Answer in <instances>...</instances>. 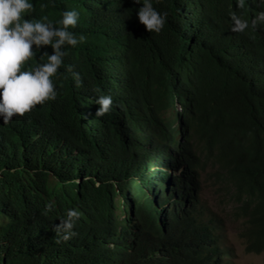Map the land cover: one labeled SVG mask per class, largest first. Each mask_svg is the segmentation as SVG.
<instances>
[{"label":"trees","instance_id":"obj_1","mask_svg":"<svg viewBox=\"0 0 264 264\" xmlns=\"http://www.w3.org/2000/svg\"><path fill=\"white\" fill-rule=\"evenodd\" d=\"M29 2L34 11L24 19L54 25L77 11L69 30L87 39L65 46L54 101L0 122V264H234L226 216L201 198L202 173L217 197L233 200L229 222L241 220L244 251L263 253L264 37L231 31L237 0H151L168 13L159 34L138 20L144 0H120L112 16L102 0ZM243 9L251 25L264 6ZM256 30L264 35V25ZM109 67L129 80L104 86L100 70ZM100 95L112 97L113 109L96 117ZM37 122L46 130L34 138ZM67 129L83 138L79 156ZM109 168L143 174L121 230L107 216L104 178L93 183ZM69 209L82 216L64 242L53 228Z\"/></svg>","mask_w":264,"mask_h":264},{"label":"clouds","instance_id":"obj_2","mask_svg":"<svg viewBox=\"0 0 264 264\" xmlns=\"http://www.w3.org/2000/svg\"><path fill=\"white\" fill-rule=\"evenodd\" d=\"M133 1L140 3V0ZM250 1L256 2L259 7L264 6V0H237L239 13L230 12L231 31L239 33L247 40L258 38L263 41L264 35L257 31L256 27L264 25V11L252 18L251 25L242 18L245 2ZM119 5L120 0H102L99 8L105 14L112 16L118 11ZM137 10L139 22L149 33L159 34L163 30L167 22V12H158L151 0H144L142 7ZM31 11H34V5L29 0H0V122L4 124H8L14 117H24L37 105H43L46 101H54L57 98L58 93L52 77H58V70L63 66L64 57L67 55L65 46L76 47L87 39L85 35L78 36L69 30L70 27L75 28L78 25L77 11H65L63 19L56 25L51 21L44 23L40 20L24 19L22 14ZM43 19L47 20V17ZM36 52L41 53L39 57L41 63L32 70L22 71L25 63L33 59ZM68 70L72 71L77 86H82L81 74L73 71L72 66H69ZM100 75L104 80V86L115 81L129 80V75L120 72L117 67L102 68ZM95 103L98 104L96 117H103L112 111L114 102L110 95H100ZM175 106L180 110L179 104L176 103ZM43 130H46L45 125L37 122L36 129L32 130L36 132L34 138L40 136ZM32 131H29L30 136ZM53 139L56 138L52 135L51 140ZM65 141L71 154L79 156L83 150L82 136L75 130L67 129ZM142 177L143 174L136 171L109 168L104 169L93 179V183L98 185L104 178L107 216L118 230H121L128 218L126 202L134 197L135 189ZM79 179L81 180L82 177L75 181L79 183ZM53 208L52 203L46 205L47 211ZM81 216L79 210L69 209L66 218H61L53 231L61 236L64 242L69 241L77 235L73 229ZM34 261L43 262V258L39 261L35 258Z\"/></svg>","mask_w":264,"mask_h":264},{"label":"rangeland","instance_id":"obj_3","mask_svg":"<svg viewBox=\"0 0 264 264\" xmlns=\"http://www.w3.org/2000/svg\"><path fill=\"white\" fill-rule=\"evenodd\" d=\"M213 170L210 165L207 164L206 171ZM201 190L200 195L203 200L207 202L209 207H214L218 212L224 214L227 219V244L231 246L233 256L232 261L234 264H264V252L246 253L244 251V241L236 234V228L241 225V220L236 222H229L231 217L230 212L234 206L233 200L230 197H225L222 194L214 192L215 187L211 184V181L206 178L204 173L201 174Z\"/></svg>","mask_w":264,"mask_h":264},{"label":"water","instance_id":"obj_4","mask_svg":"<svg viewBox=\"0 0 264 264\" xmlns=\"http://www.w3.org/2000/svg\"><path fill=\"white\" fill-rule=\"evenodd\" d=\"M80 180V179H79Z\"/></svg>","mask_w":264,"mask_h":264}]
</instances>
